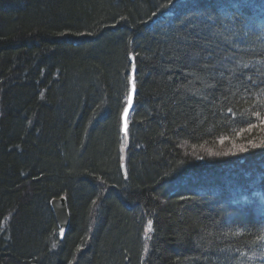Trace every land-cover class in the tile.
Instances as JSON below:
<instances>
[{
	"label": "trees",
	"instance_id": "1",
	"mask_svg": "<svg viewBox=\"0 0 264 264\" xmlns=\"http://www.w3.org/2000/svg\"><path fill=\"white\" fill-rule=\"evenodd\" d=\"M154 1L0 0V264H264V203L243 213L222 194L252 197L264 163L224 169L208 186L221 181L220 200L171 194L176 175L220 162L227 146L248 158L264 148V39L249 34L250 16L218 8L243 0L206 2L157 30L146 23ZM63 192L70 225L48 244V202Z\"/></svg>",
	"mask_w": 264,
	"mask_h": 264
},
{
	"label": "bare ground",
	"instance_id": "2",
	"mask_svg": "<svg viewBox=\"0 0 264 264\" xmlns=\"http://www.w3.org/2000/svg\"><path fill=\"white\" fill-rule=\"evenodd\" d=\"M213 2H217L218 0H205V1H201L198 2L197 0H155V4L152 7L151 13L149 15L148 20H146V23L149 27V29H154L157 30L159 29L157 26H155V22L156 21H162V22H173L174 19H180L182 18L184 15H186L187 13H190L192 11L197 12L199 10V8L206 6V2H209L211 4ZM219 4H221L219 6ZM224 7V12L227 13L229 11H234L237 10L238 12V16L243 17V16H250V18H245L246 20V24H247V29L249 34H251V36H256V38L259 39H264V24L262 22V20L264 19V0H243L237 3H232V2H220L218 3V8ZM215 9V7H213ZM223 11V10H222ZM222 14V13H221ZM219 19H217V21H219L220 23L224 22V23H233V17L231 15L228 14H224L220 15L218 17ZM167 24V23H166ZM244 39V38H243ZM258 40V39H257ZM242 41V40H241ZM236 43V42H235ZM243 57V54H241ZM33 57V55H32ZM34 58V57H33ZM132 58V60H131ZM129 60H130V70H129V76H128V90H127V97L125 99V105L122 109L121 115H120V133H121V137L124 139L125 142H127L128 140V129H129V121H130V116L134 107V102H135V96L137 94V86H136V81H135V73H136V65H135V58L132 54H130L129 56ZM242 64V62H241ZM244 65V64H243ZM132 68H134V71H132ZM243 75L248 76L249 73L248 72H244ZM250 77V76H249ZM248 78V77H247ZM251 77L248 78V81H250ZM131 81L134 83L135 85V93L133 95V104L132 107L129 111L128 117H127V123L125 124V127L127 129L126 134H123L122 132V127H121V123H122V113L124 111V108L127 106V101H128V96H129V92H130V83ZM252 81V79H251ZM15 85V81H5L4 82V86H6L7 88L13 87ZM264 110V109H263ZM259 112H262V107L258 109ZM128 125V128H127ZM125 129V130H126ZM264 147V145H263ZM227 148L231 151V155H226L225 158L223 160L216 161V162H200L198 165H195V167L193 168L192 166L185 172L186 173V180H184L182 177L180 176H175L174 179H179L177 181L172 180L173 181V185L171 188V194H174V196H176L177 198H186L188 196H191L193 198H199V199H203L206 201H216L214 198H217V200H220V192H217L213 197V195L211 197H202L203 194H206L208 192V186H212L214 184H216V182L223 177V170L224 169H228L230 174L233 175H248L250 173V171L247 168H240L238 167L239 163H241L242 161H245L251 165H257L260 163H264V148L262 150L256 151V154H251L249 156V158L246 156L247 154H245L244 152H240L243 149H236L230 146H227ZM256 148V147H255ZM253 149V151L259 149ZM211 164V165H209ZM122 165H124L125 168V164L122 161L121 163V167ZM124 168L123 172H124ZM191 182V183H195V187H189L188 185L185 184V182ZM246 181V179L244 180ZM252 182L256 183V181ZM200 183L204 184V187L200 186ZM247 183V182H245ZM254 185V184H253ZM230 193V194H229ZM224 196L227 198L229 195L232 197V195L234 196L232 199V203H231V209H236L239 210L241 212L242 208H244V210L246 212H254L256 211L258 206H261L264 203V186L258 188V187H254L251 195L252 197H250V194L247 193L244 190H240L239 192H237V194L235 195V192L231 191H224ZM63 198H67L66 194L63 192V195L61 196ZM98 198L100 199V204H105L104 202L107 200L105 199L103 196L99 195ZM51 198L49 199L48 202V206H49V210L50 213L53 217L56 229L53 227L51 229V231L48 233L49 234V240H48V244H54L56 242L63 241L64 238L60 239V228L58 227L55 218H54V214L52 212L50 203L52 201ZM231 199V200H232ZM45 211V210H43ZM244 213V212H243ZM264 215V213H263ZM255 226L259 227L258 223L255 222ZM257 232V231H256ZM145 239H148V236L153 233V224L152 222H147L145 225ZM254 233L249 239L252 240L255 237ZM262 240H263V233L259 232L258 234V240L256 241V247L261 246L262 244Z\"/></svg>",
	"mask_w": 264,
	"mask_h": 264
},
{
	"label": "water",
	"instance_id": "3",
	"mask_svg": "<svg viewBox=\"0 0 264 264\" xmlns=\"http://www.w3.org/2000/svg\"><path fill=\"white\" fill-rule=\"evenodd\" d=\"M131 60H132V58H131ZM132 71H134V68H132ZM132 85H133V82L131 81L129 95H131L132 100H131L130 104L127 101L126 107L128 108V113H127V116H125L124 111H123L122 118H121V120H122L121 127H122L123 134H126V132H127L125 124L127 123V117H128L129 111H130L132 104H133V95L135 93V88L133 90ZM127 128H128V125H127ZM122 167L124 168V165H122ZM50 206H51L52 212L54 214L55 221H56L58 227L60 228V239H62V238H64V236L67 232V229L69 228V225H70V212L68 209L67 199L63 198V197L54 198V199H52Z\"/></svg>",
	"mask_w": 264,
	"mask_h": 264
},
{
	"label": "snow or ice",
	"instance_id": "4",
	"mask_svg": "<svg viewBox=\"0 0 264 264\" xmlns=\"http://www.w3.org/2000/svg\"><path fill=\"white\" fill-rule=\"evenodd\" d=\"M132 87H133V90H134V88H135L134 83H133ZM131 100H132V97H131V95H129V96H128V103H129V104L131 103ZM127 113H128V108L125 107V108H124V115L127 116Z\"/></svg>",
	"mask_w": 264,
	"mask_h": 264
},
{
	"label": "rangeland",
	"instance_id": "5",
	"mask_svg": "<svg viewBox=\"0 0 264 264\" xmlns=\"http://www.w3.org/2000/svg\"><path fill=\"white\" fill-rule=\"evenodd\" d=\"M221 184V181L217 184L220 185ZM217 186L215 188H211L213 191H208L210 194H212L213 192H217Z\"/></svg>",
	"mask_w": 264,
	"mask_h": 264
}]
</instances>
